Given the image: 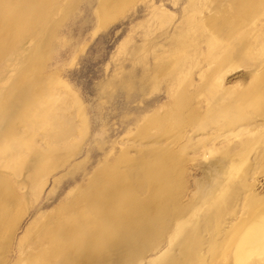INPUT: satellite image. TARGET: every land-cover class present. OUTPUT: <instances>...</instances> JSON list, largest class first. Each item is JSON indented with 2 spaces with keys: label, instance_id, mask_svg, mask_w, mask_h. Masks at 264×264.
<instances>
[{
  "label": "rangeland",
  "instance_id": "374dc122",
  "mask_svg": "<svg viewBox=\"0 0 264 264\" xmlns=\"http://www.w3.org/2000/svg\"><path fill=\"white\" fill-rule=\"evenodd\" d=\"M65 219L89 230L74 251ZM263 246L264 0H0V264Z\"/></svg>",
  "mask_w": 264,
  "mask_h": 264
},
{
  "label": "bare ground",
  "instance_id": "6f19581e",
  "mask_svg": "<svg viewBox=\"0 0 264 264\" xmlns=\"http://www.w3.org/2000/svg\"><path fill=\"white\" fill-rule=\"evenodd\" d=\"M46 96H48L49 98H51V100L52 99H54V101L56 100L54 98V95H52V96L51 95L50 96L49 95H46ZM56 101L59 102V100H56ZM42 116H43V118L44 117L47 118L49 115H48V113L44 112L42 114ZM64 213H65V208H61L58 211H56L54 213V215H50L49 214V215H47L45 217H42L40 219V222L36 226L37 228L35 227L36 230L33 232V235L38 234V233H45L47 231L46 230V226H47L48 221H50L55 215H56L55 217H57V215H59V214H61V215L63 214L64 215ZM83 216H84V214H83ZM111 217H112V215H111ZM120 219L118 218V219L115 220V222H118V223H116V224L112 223V227L113 228H111L109 230L110 231L109 233H107L106 231L102 230V232L98 236L97 244H98V242L105 243V244H107L106 245L107 246V249H109V247H111V245H113V241L116 240V238L119 235L117 233V231H116V226H120V223L126 224V223L129 222L128 220L123 221V219H121L122 221H119ZM73 220L74 219H68V220L65 219V220H63L62 222L59 223V228L57 229L58 232L60 233V235L67 234L69 236V238L72 239V242L70 244V247H71V250L72 251H74L76 249V247H77L75 245V241L78 240V239L84 240V236L89 231V230H84V229H81V230L76 229L75 226H74V223H72ZM100 220L102 222L101 224L107 225L109 223V221H110V218L109 217H103ZM30 238H31L30 236H28V237L25 236V239H30ZM81 238H83V239H81ZM51 239L53 241H55L56 240V237L55 236H52ZM256 248H258V247L256 246ZM261 248L264 249V246L261 247ZM91 250H92V253L91 254H93L94 259H95L94 264H112V263L115 264L113 262V258L109 255V253L107 252L106 249L101 248L100 250H97L96 248H92Z\"/></svg>",
  "mask_w": 264,
  "mask_h": 264
}]
</instances>
